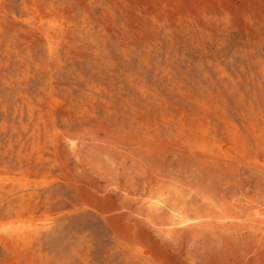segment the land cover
I'll use <instances>...</instances> for the list:
<instances>
[{"label": "rangeland", "instance_id": "1", "mask_svg": "<svg viewBox=\"0 0 264 264\" xmlns=\"http://www.w3.org/2000/svg\"><path fill=\"white\" fill-rule=\"evenodd\" d=\"M0 264H264V0H0Z\"/></svg>", "mask_w": 264, "mask_h": 264}, {"label": "bare ground", "instance_id": "2", "mask_svg": "<svg viewBox=\"0 0 264 264\" xmlns=\"http://www.w3.org/2000/svg\"><path fill=\"white\" fill-rule=\"evenodd\" d=\"M197 187H198V186H197ZM207 192H208V191H207ZM22 195H23V194H22ZM29 195H30V194H29ZM202 195H203V194H202ZM1 196H2V195H1ZM27 197H28V196H27ZM29 197H30V196H29ZM29 197H28L27 199H29ZM21 198H25V197H22V196H21ZM21 198H20V200H21ZM13 199H14V198H13ZM9 200H10V199H9ZM15 200L20 201L19 198H18V199H15ZM15 200H14V201H15ZM14 201H13V202H14ZM28 201H29V200H28ZM174 201H175V200H174ZM7 202H8V199H7ZM10 202H11V201H10ZM10 202H9V203H10ZM21 202H22V200H21ZM21 202H20V203H21ZM27 203H28V202H27ZM10 204H11V203H10ZM185 204H186V203H185ZM8 205H9V204H8ZM19 205H20V204H19ZM19 205H18V206H19ZM26 207H27V206H26ZM175 207H176V206H175ZM194 207H195V206H194ZM14 208H16V207H14ZM18 208H19V207H18ZM24 208H25V207H24ZM9 209H10V208H9ZM9 209H8V210H9ZM11 209H12V208H11ZM25 209H26V208H25ZM25 209H24V210H25ZM231 209H232V208H231ZM6 210H7V209H6ZM6 210H5V211H6ZM20 210H21V209H20ZM26 210H27V209H26ZM232 210H233V209H232ZM10 211H12V210H10ZM21 211H22V210H21ZM21 211H20V212H21ZM7 212H8V211H7ZM12 212H13V211H12ZM12 212H11V213H12ZM15 212H16V211H14V213H15ZM12 214H13V213H12ZM15 214H16V213H15ZM18 214H19V213H18ZM153 214H154V213H153ZM251 214H252V213H251ZM261 214H262V213H261ZM16 215H17V214H16ZM179 215H180V214H179ZM17 216H18V215H17ZM19 216H20V215H19ZM32 216H33V215H32ZM153 216H154V215H153ZM173 217H174V216H173ZM177 217H178V216H176V218H177ZM174 218H175V217H174ZM185 218H186V217H185ZM185 218H182V221H180V220H181V219H180V220L177 221V222H176L174 219L171 218L170 225H171V226H172V225H176V224H177V225H180V224L183 225V223H184L183 220H184ZM197 218H198V217H197ZM177 219H178V218H177ZM177 219H176V220H177ZM194 220H195V219H194ZM185 221H186V220H185ZM188 222H189V221H187V223H188ZM196 222H197V221H196ZM251 222H252V221H251ZM175 223H176V224H175ZM177 225H176V226H177ZM194 225H195V224H194ZM206 225H207V224H206ZM180 226H181V225H180ZM207 226H208V225H207ZM211 226H212V225H211ZM172 228H173V227H172ZM179 228H180V227H179ZM205 228H206V227H205ZM211 228H212V227H211ZM180 229H181V228H180ZM209 229H210V228H209ZM195 230H196V229H195ZM246 230H247V229H246ZM217 231H218V230H217ZM220 232H221V231H220ZM185 234H186V233H185ZM185 234H184V235H185ZM190 235H191V234H190ZM31 236H32V235H31ZM31 236H28V238L30 237V239H31ZM189 237H191V236H189ZM25 239H26V238H25ZM25 239H24V240H25ZM178 240H179V239H178ZM231 240H232V239H231ZM190 241H191V240H190ZM236 241H237V240H236ZM30 242H31V241H30ZM222 242H223V241H222ZM31 243H32V242H31ZM174 243H175V242H174ZM223 244H224V243H223ZM239 247H241V246H239ZM224 251H225V250H224ZM223 255H224V254H223ZM168 256H169V255H168ZM218 259H219V258H218Z\"/></svg>", "mask_w": 264, "mask_h": 264}]
</instances>
